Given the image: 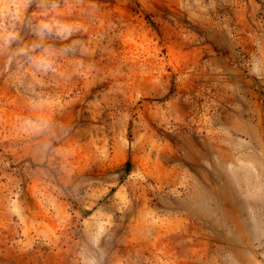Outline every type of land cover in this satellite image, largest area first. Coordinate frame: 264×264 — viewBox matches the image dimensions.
<instances>
[{
  "label": "rangeland",
  "instance_id": "obj_1",
  "mask_svg": "<svg viewBox=\"0 0 264 264\" xmlns=\"http://www.w3.org/2000/svg\"><path fill=\"white\" fill-rule=\"evenodd\" d=\"M0 264H264V0H0Z\"/></svg>",
  "mask_w": 264,
  "mask_h": 264
}]
</instances>
